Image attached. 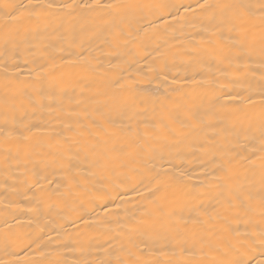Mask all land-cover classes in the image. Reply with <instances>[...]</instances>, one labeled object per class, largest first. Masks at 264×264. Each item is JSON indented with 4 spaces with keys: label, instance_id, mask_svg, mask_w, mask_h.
I'll return each mask as SVG.
<instances>
[{
    "label": "bare ground",
    "instance_id": "obj_1",
    "mask_svg": "<svg viewBox=\"0 0 264 264\" xmlns=\"http://www.w3.org/2000/svg\"><path fill=\"white\" fill-rule=\"evenodd\" d=\"M72 2L0 0L2 264H100L126 256L121 235L156 198L185 220L219 207L217 165L225 153L239 183L259 189L264 179L258 28L254 51L224 58L201 44L219 22L216 9L197 7L206 0H124L168 7L121 14L35 7ZM5 4L16 6L8 9L15 20L7 19ZM37 63L55 65L42 82L32 71ZM114 101L128 105L113 113L116 124L146 129L148 139L69 141ZM104 149L121 154L126 166L114 173L96 168L92 154ZM181 172L156 191L155 178ZM221 228V236L245 230L242 221L216 220L205 234Z\"/></svg>",
    "mask_w": 264,
    "mask_h": 264
},
{
    "label": "snow or ice",
    "instance_id": "obj_2",
    "mask_svg": "<svg viewBox=\"0 0 264 264\" xmlns=\"http://www.w3.org/2000/svg\"><path fill=\"white\" fill-rule=\"evenodd\" d=\"M2 7L8 20L16 19L8 11L9 8L16 11L15 5L5 4ZM35 7L47 10L83 7L98 13L121 14L137 9H160L168 6L132 4L124 0L111 3L93 0L91 4L78 5L73 0L72 3H51ZM197 7L216 9L219 14L216 32L207 41L202 40L201 44L213 52L220 53L224 58H230L233 50L236 55L246 54L256 49L254 29L258 28V50L260 56L264 58V0H259V3L239 0L228 4H208L206 0ZM158 18H162V14ZM54 68L55 65L52 63H37L32 71L37 82H42L51 76ZM117 86L122 87L118 82ZM261 96L264 97V91L261 92ZM261 103L264 105V99ZM127 106L126 101H114L112 107L99 111L92 121L74 130V136L69 138V141L95 145L100 141L107 142L117 135L130 136L137 144L141 140L148 139L151 134L146 129L125 128L116 124L113 113L120 116ZM261 136L260 151L264 153V123H262ZM226 155L225 153L224 156ZM224 156L221 158L222 162L217 165L221 173L216 177L217 186L223 189V199L217 209L211 213H198L194 218L185 220L177 208L167 207L158 197L140 216L132 218L127 234L121 235L123 242L119 245V251L126 253V256H117L115 259L101 261L100 264H264V179L259 189L253 185L239 183V173L230 163L223 162ZM260 159V167L264 169V156ZM92 163L105 173H114L118 168L126 166L123 156L114 149L94 152ZM183 176L184 173L181 172L175 177L155 178L156 185H159L156 191H161L167 181L178 180ZM216 220L242 221L245 230L232 231L228 235L221 236L217 234L225 231L221 228L212 235H206V226ZM197 256L200 258L197 259ZM51 264H59V262H51Z\"/></svg>",
    "mask_w": 264,
    "mask_h": 264
}]
</instances>
